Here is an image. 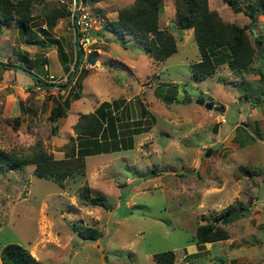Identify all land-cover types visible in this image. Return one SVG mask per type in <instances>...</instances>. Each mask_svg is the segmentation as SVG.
I'll use <instances>...</instances> for the list:
<instances>
[{
	"label": "rangeland",
	"instance_id": "1",
	"mask_svg": "<svg viewBox=\"0 0 264 264\" xmlns=\"http://www.w3.org/2000/svg\"><path fill=\"white\" fill-rule=\"evenodd\" d=\"M35 1L36 13L64 0ZM131 1H66L88 17L89 33L81 32L89 37L83 53H98L95 64L83 59L75 73L71 14L59 16L52 28L42 17L34 20V28H45L59 46L24 42L13 22L0 26V61L7 63L0 64V148L21 154L40 144L62 157L80 113L104 100L123 99L115 113L118 137L85 157L84 173L60 183L36 175L32 163L0 169V264H5L1 248L9 242L23 245L44 264H154L153 253L169 248L174 264H264V45L248 69L237 71L223 62L215 73L196 78L189 63L200 58L198 45L191 28L171 23L173 0H164L159 24L176 37L177 50L162 61L134 37L104 29V20L116 18L117 9ZM249 1L256 2L239 0L240 10L224 0H209V6L244 24L250 20L244 13ZM256 20L253 27L264 39V13ZM22 55L34 61L30 70L39 74L41 85L10 65L25 64ZM76 74L80 97L54 122L51 105L74 89ZM198 97L225 109L206 107L194 101ZM141 117L137 132L133 120ZM84 184L92 193H104L108 208L84 203ZM229 203L235 212L222 224L228 237L195 241L196 226ZM73 221L97 228L99 236L81 238Z\"/></svg>",
	"mask_w": 264,
	"mask_h": 264
},
{
	"label": "trees",
	"instance_id": "2",
	"mask_svg": "<svg viewBox=\"0 0 264 264\" xmlns=\"http://www.w3.org/2000/svg\"><path fill=\"white\" fill-rule=\"evenodd\" d=\"M66 1L71 2L72 0ZM66 1H61L59 5L43 7L35 13V0H0V26L13 22L18 27L24 42L39 46L55 43L59 46L57 38L46 36L45 28H41V30L34 28V20L42 17L47 27L52 28L59 16L72 14ZM224 1L228 5H235L240 10L237 6L239 0ZM83 2L86 3V0H77L78 4ZM256 2L249 1V8L244 10V13L250 17L249 22L239 24L236 21L224 19L216 9L209 6V0H173L175 27L178 29L191 28L200 52V58L189 63L194 77L204 78L215 73L217 65L223 62L237 71L250 67L264 45L263 33L257 32L253 27V22L257 21L256 14L264 13V0H256ZM163 7L164 0H132L117 9L116 18L104 20V29L117 33L121 38L125 35L134 37L154 60L162 61L177 50L176 37L167 27H161L159 24V15ZM77 12V10L73 12V17L77 16ZM100 32L102 33V31ZM78 34L81 32L76 28V35ZM73 49L75 52L73 65L76 67L73 73H75L79 67L78 62L83 52V46L80 45L79 49L74 44ZM92 52L97 56L96 50ZM59 54L63 62L67 63L65 51L61 47ZM21 58L25 64H20L29 69L33 68L34 61L32 59L26 55H22ZM82 62L83 60L80 64ZM0 64L7 66L5 62L0 61ZM35 71L37 72V70ZM37 75V83L41 85L42 79L39 74ZM71 83L70 87L74 89L68 90L63 98L51 105L49 118L54 122L59 117L66 116L72 99L80 97V89H77L81 85L80 76L76 74ZM122 101L123 99L117 98L111 101L104 100L93 111L80 113L72 125L75 136H71L65 143L62 157H54L40 144L34 146L29 152L21 154L0 148V169L32 163L36 175L52 178L60 183L66 176L84 173L85 157L102 152L105 148L103 141L118 137L115 113L119 110ZM141 112L144 116L145 107L142 106ZM141 120L142 117L133 120L137 125L134 127L137 132L141 130ZM121 140L124 143L123 148H127L124 139ZM113 144L116 146L117 142L114 141ZM240 169L247 175L253 173L243 166H240ZM80 197L86 204L108 208L106 195L98 192L92 193L88 184H84ZM233 212H235L233 204L229 203L221 213L215 214L211 220L198 224L194 232L195 241L204 243L227 238L229 233L222 224L232 219ZM71 227L83 239L94 240L99 236L97 228L82 225L78 221H73ZM152 257L154 264H174L175 251L170 248L164 249L154 252ZM1 259L5 264H44L26 247L16 242L3 245Z\"/></svg>",
	"mask_w": 264,
	"mask_h": 264
},
{
	"label": "water",
	"instance_id": "3",
	"mask_svg": "<svg viewBox=\"0 0 264 264\" xmlns=\"http://www.w3.org/2000/svg\"><path fill=\"white\" fill-rule=\"evenodd\" d=\"M75 3H77V0H75ZM171 23L176 24V21L173 20ZM76 40H77V48L80 49V42L78 41L79 40V34L77 35ZM84 54L85 53L82 52V54L79 58L78 66H79L81 60H83V59H85L87 62H89L92 65L96 63L98 58L93 52H91V51L87 52L85 54V57H84ZM100 65H103V63H100ZM12 66H15L16 68H18V69H20V70H22L28 74H31L36 79V81H38V75L36 73H34L33 71H31L30 69H28L27 67H25L23 65H12ZM194 101L197 103L203 104L206 107H209L211 109L214 108V109L219 110V111H223L225 109V107L223 105L214 104L212 101H206L205 98H203V97H198V98L194 99ZM160 144L161 145L165 144V136H162L160 138ZM210 152H211V148H207L205 154L209 155Z\"/></svg>",
	"mask_w": 264,
	"mask_h": 264
},
{
	"label": "built area",
	"instance_id": "4",
	"mask_svg": "<svg viewBox=\"0 0 264 264\" xmlns=\"http://www.w3.org/2000/svg\"><path fill=\"white\" fill-rule=\"evenodd\" d=\"M78 11L77 12V16L76 17H73V12L74 11ZM71 25H72V27H73V29H74V41H76V38H77V36H76V28L78 29V31H80V32H82L83 30H86V34H88L89 32V22H88V17H87V15L83 12V13H79V9H75V8H73L72 9V14H71ZM87 36V35H86ZM79 37L80 38H82L83 37V42H80V45L81 46H85L86 44H88V42H89V37H84L82 34H79ZM79 38V39H80ZM83 46V47H84ZM86 63H88V65H92V64H90L89 62H87L86 61ZM224 119V118H223Z\"/></svg>",
	"mask_w": 264,
	"mask_h": 264
},
{
	"label": "crops",
	"instance_id": "5",
	"mask_svg": "<svg viewBox=\"0 0 264 264\" xmlns=\"http://www.w3.org/2000/svg\"><path fill=\"white\" fill-rule=\"evenodd\" d=\"M117 17V16H116Z\"/></svg>",
	"mask_w": 264,
	"mask_h": 264
}]
</instances>
